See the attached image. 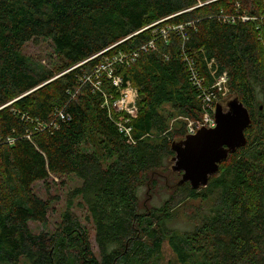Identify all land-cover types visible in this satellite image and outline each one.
Returning a JSON list of instances; mask_svg holds the SVG:
<instances>
[{"label":"trees","instance_id":"obj_1","mask_svg":"<svg viewBox=\"0 0 264 264\" xmlns=\"http://www.w3.org/2000/svg\"><path fill=\"white\" fill-rule=\"evenodd\" d=\"M39 39L52 65L24 51ZM118 54L120 87L96 74ZM224 74L250 112L247 141L194 189L174 146L212 113L204 91L224 100ZM129 83L139 110L119 121L110 106ZM51 175L81 184L56 230L35 233L51 201L34 185ZM188 201L202 206L174 226ZM165 242L177 264H264V0H0V264H164Z\"/></svg>","mask_w":264,"mask_h":264},{"label":"rangeland","instance_id":"obj_2","mask_svg":"<svg viewBox=\"0 0 264 264\" xmlns=\"http://www.w3.org/2000/svg\"><path fill=\"white\" fill-rule=\"evenodd\" d=\"M24 51L29 56L42 59V62L46 65H52V63L57 60L52 43L44 39L29 42L25 46ZM119 58H121L120 54L114 56V58L111 57L110 61L112 62V60ZM103 64L108 65L107 58ZM122 90L123 92H120L119 98L110 106L113 112L119 113V121H121L123 118L129 119L134 115L137 116L136 113H138L140 101L139 92L133 85H131V83H129L127 88ZM223 97L224 100L220 102V105L226 111L229 107V102L235 97L230 96L228 91L224 92ZM123 100L124 102L122 103ZM80 184L81 181L75 176L57 177L54 175H51L47 182L39 181L35 183L34 189L38 195L51 201L47 224L44 225L39 222L30 223L31 228L35 233L43 231L52 233L56 230L58 224L62 221L65 210L67 209L68 200H70L73 189ZM201 206L202 205L199 201H188L185 206L181 207L180 211L178 212V217L173 225L177 227L189 228L190 225L188 224L191 222L190 217H193V215L198 212L196 207ZM72 211L81 219L82 224L88 230L92 249L94 253L99 256V247L96 242L95 227L88 215V212L86 209L79 206L78 200H76ZM163 263L177 264L176 256L172 252L167 242H165L163 245Z\"/></svg>","mask_w":264,"mask_h":264},{"label":"water","instance_id":"obj_3","mask_svg":"<svg viewBox=\"0 0 264 264\" xmlns=\"http://www.w3.org/2000/svg\"><path fill=\"white\" fill-rule=\"evenodd\" d=\"M228 106L226 111L220 104L215 108V127L201 128L174 146L173 170L183 172L181 184L189 181L194 189L206 186L220 162L246 143L245 130L252 121L250 112L237 97Z\"/></svg>","mask_w":264,"mask_h":264},{"label":"built area","instance_id":"obj_4","mask_svg":"<svg viewBox=\"0 0 264 264\" xmlns=\"http://www.w3.org/2000/svg\"><path fill=\"white\" fill-rule=\"evenodd\" d=\"M240 18L244 22L245 21H249L251 19H254V18L249 17L248 15H245V14L241 15ZM227 19L228 20H233V21L236 20L234 17L227 18ZM178 29L182 30L183 27L179 26ZM150 46H152V44H150ZM145 49H146V47L143 48V50H145ZM137 55H138V52H135L133 54L132 58L135 60ZM106 58L108 60V65H104L103 64L105 61L103 63H101L98 66L97 70H96V74H98V75L99 74H106L110 79H112V81H113L115 86L120 87V85L122 84V79L114 74V63L122 61V57L119 58V59H114V60H112V62L110 61L111 57L110 58L106 57ZM112 58H114V57H112ZM190 71H191V76H192L193 82L196 85H198L200 88H203L202 80H201L198 72L195 70L194 64L191 63V62H190ZM226 82H227V77H226V74H224L222 77H220L218 79V82L215 84V86L219 87V90H223V94H224L225 91H227V88L225 87ZM122 92H123V90H121V93ZM204 97H205V103L207 105L206 107L208 109H211L212 113H210L207 110L206 113L204 114L203 118L200 121H198L196 123L191 122L190 125H189L188 135L196 134L197 131L199 129H201V128H213V127L216 126L215 117H214V112H215V108L216 107H215V105H213L214 93L213 92H207V90H206V91H204ZM123 102H124V100L122 101V103ZM60 117H61V119H66V116H65V114L63 112H60ZM133 117H136V115H134ZM122 120H124V118ZM126 120L128 121L129 119L126 118ZM120 126L123 128L122 124H120ZM125 129H126L127 132L129 131L128 128H125Z\"/></svg>","mask_w":264,"mask_h":264}]
</instances>
